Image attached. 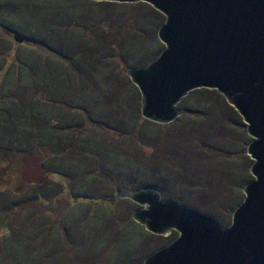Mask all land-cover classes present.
Instances as JSON below:
<instances>
[{"label": "rangeland", "instance_id": "rangeland-1", "mask_svg": "<svg viewBox=\"0 0 264 264\" xmlns=\"http://www.w3.org/2000/svg\"><path fill=\"white\" fill-rule=\"evenodd\" d=\"M164 22L145 2L0 0L1 264H144L171 234L135 222L124 188L232 222L252 178L242 118L197 89L173 122L146 120L126 74L160 54ZM33 157L47 176L25 181Z\"/></svg>", "mask_w": 264, "mask_h": 264}, {"label": "water", "instance_id": "water-1", "mask_svg": "<svg viewBox=\"0 0 264 264\" xmlns=\"http://www.w3.org/2000/svg\"><path fill=\"white\" fill-rule=\"evenodd\" d=\"M96 1L145 2L165 16L158 31L164 50L147 66L127 71L141 94L143 118L171 123L189 92L217 90L242 117L252 139L247 154L254 179L228 227L179 199L162 200L154 187L116 192V199L142 206L132 216L148 232L178 233L144 264H264V0ZM40 163L35 157L24 162L25 181L44 176Z\"/></svg>", "mask_w": 264, "mask_h": 264}, {"label": "trees", "instance_id": "trees-1", "mask_svg": "<svg viewBox=\"0 0 264 264\" xmlns=\"http://www.w3.org/2000/svg\"><path fill=\"white\" fill-rule=\"evenodd\" d=\"M16 38L17 37H15V40H16ZM18 39V38H17ZM21 40V39H20ZM17 41V40H16ZM164 48H165V46H163V48H162V50H161V52L164 50ZM161 52H160V54H161ZM159 54V55H160ZM158 55V56H159ZM157 56V57H158ZM156 59V58H155ZM154 59V60H155ZM126 74H127V72H126ZM128 76V75H127ZM128 79H129V81H131L130 80V78L128 77ZM132 82V81H131ZM132 85L133 86H135L133 83H132ZM136 87V86H135ZM137 88V87H136ZM138 89V88H137ZM198 91H202V92H214L215 94L217 93V94H219V95H221V96H223L222 94H220L217 90H211V89H206V88H202V89H198ZM224 97V96H223ZM227 101V100H226ZM228 105H229V107L231 108V109H233L236 113H237V116H239V117H241L240 115H239V113L234 109V107H232L229 103H228ZM242 118V117H241ZM243 120V119H242ZM246 133H247V127H246ZM248 134V133H247ZM49 135L47 134V138L46 139H50V141H53V139H55L56 141H58V139H57V137L58 138H63L62 137V135L61 134H58V135H53V136H49ZM249 136V135H248ZM251 138V137H250ZM252 140V139H251ZM251 142V141H250ZM55 144V143H54ZM253 164V163H252ZM251 170V169H250ZM46 172V171H45ZM50 173H58V174H61V173H59V172H57V171H50ZM47 175H46V173H45V175L43 176L44 178L46 177ZM254 178H253V176H252V178L250 179V181H252ZM249 181V182H250ZM54 182H56V181H54ZM57 183V182H56ZM57 184H59V183H57ZM61 185V184H60ZM246 187V186H245ZM143 188V187H142ZM245 189V188H244ZM137 190V189H136ZM60 193V192H59ZM244 198H245V196H244ZM244 198H243V200H244ZM243 200H242V202H243ZM241 202V203H242ZM240 203V204H241ZM239 204V205H240ZM238 205V206H239ZM237 206V207H238ZM231 224V223H230ZM230 224H228V225H230ZM228 225L227 226H225V227H228ZM178 237V234H177V232L176 231H172V233H171V235L168 237V239H167V242H166V244L165 245H167V244H169V243H171V242H173L176 238ZM3 261H5V259H3V258H1L0 257V264L1 263H3ZM6 263V262H5ZM15 264H21V262L18 260Z\"/></svg>", "mask_w": 264, "mask_h": 264}]
</instances>
